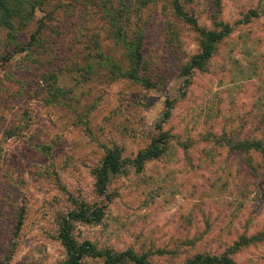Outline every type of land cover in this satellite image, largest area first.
Listing matches in <instances>:
<instances>
[{"label": "rangeland", "instance_id": "rangeland-1", "mask_svg": "<svg viewBox=\"0 0 264 264\" xmlns=\"http://www.w3.org/2000/svg\"><path fill=\"white\" fill-rule=\"evenodd\" d=\"M40 1L27 27L0 20V264H64L67 220L104 253L81 264H264V156L241 149L264 143V0H180L232 26L192 70L200 36L173 0ZM160 123L168 148L139 166ZM110 150L125 165L100 193Z\"/></svg>", "mask_w": 264, "mask_h": 264}, {"label": "trees", "instance_id": "trees-1", "mask_svg": "<svg viewBox=\"0 0 264 264\" xmlns=\"http://www.w3.org/2000/svg\"><path fill=\"white\" fill-rule=\"evenodd\" d=\"M42 5L40 0H0V20L7 28H13L12 17L24 14V21L21 27H27L32 22L35 10L39 9ZM174 13L182 18L185 22L193 26L200 36V52L194 55L189 63L188 70H192L194 67H203L208 62L215 51V45L221 42L226 36L232 32V26L223 21H219L216 26V30H207L200 26L198 20L190 13H188L180 0H173ZM30 45L35 39V34L30 35ZM129 57L132 61L131 71H129V77L140 79L137 75L140 72V68L144 62V55L141 51L142 42L134 40L129 44ZM20 48V47H19ZM151 81V80H150ZM152 83V82H150ZM167 106L171 105L170 100H166ZM169 111L164 113V116H168ZM161 133L158 137L152 138L149 148L147 150H141L137 153L135 161L139 166L143 165L144 160H152L161 157L168 148L169 136L168 133L162 131V124L158 125ZM241 145V143H240ZM244 151H257L264 156V143L260 140L252 143L246 142L244 146H241ZM125 162L121 156L114 150H110L105 155L102 165L98 169L97 173V187L98 191L102 193L107 186L110 175L118 174L122 171ZM96 212V211H95ZM100 213L97 211L95 216H87L83 212H73L70 217L82 219L86 221H92L93 219H99ZM69 220L64 225V243L69 251V259L64 264H81L83 258L87 254H96L91 241L86 240L82 243H77L71 234V226ZM22 224V220L19 221V225ZM96 255L103 256V252H98ZM123 257L133 260L136 264H150L144 256H135L131 251H124L116 256V260H112L105 256V264H115ZM222 259V258H221ZM221 259L207 256L203 259L206 264H213Z\"/></svg>", "mask_w": 264, "mask_h": 264}]
</instances>
